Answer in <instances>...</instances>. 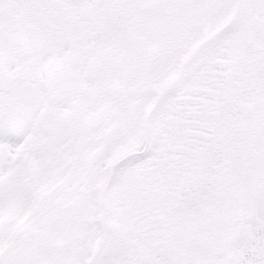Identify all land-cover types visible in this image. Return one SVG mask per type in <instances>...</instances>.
<instances>
[{
  "label": "snow or ice",
  "instance_id": "6c2138e0",
  "mask_svg": "<svg viewBox=\"0 0 264 264\" xmlns=\"http://www.w3.org/2000/svg\"><path fill=\"white\" fill-rule=\"evenodd\" d=\"M0 264H264V0H0Z\"/></svg>",
  "mask_w": 264,
  "mask_h": 264
}]
</instances>
